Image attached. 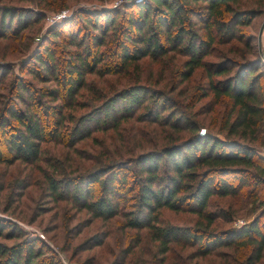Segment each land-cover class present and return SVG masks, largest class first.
Masks as SVG:
<instances>
[{"label":"trees","instance_id":"16d2710c","mask_svg":"<svg viewBox=\"0 0 264 264\" xmlns=\"http://www.w3.org/2000/svg\"><path fill=\"white\" fill-rule=\"evenodd\" d=\"M241 1L148 0L132 4V11L123 13L117 9L80 12L79 17L91 32L84 31L80 37L71 35L68 44L74 48L67 50L70 54L65 59L57 60L50 44L44 47L41 44L42 49L34 56L38 68L30 72L36 77L42 72L49 80L59 77L61 90L43 93L39 90L38 96L53 97L64 103L57 102L43 110L44 106L35 103L23 80L13 81L12 98L0 109V162L36 161L43 142L59 139L73 145L94 131L117 129L134 117L175 130L187 128L192 134L181 142L141 152L134 160L116 161L93 173L90 183H97V189L74 180L64 185L52 180L51 188L60 197L67 191L94 218H107L119 213L124 195L119 192L131 179L138 206L134 212H125L124 225L147 228L163 253L172 241L197 245L200 255L210 254L217 246L242 243L244 247L255 246L259 260L264 234L259 230L258 220L220 234L208 229L216 219L215 213L207 211L213 196L233 197L251 180L264 182V157L255 148L257 142L264 145V58L258 48V33L244 32L245 27L264 15V0L254 1L257 4L254 8H242ZM41 15L26 8H1L0 32L10 36L20 27H26L24 20L25 23L32 18L38 21ZM58 36L55 30L48 38L56 41ZM233 40L243 45L241 53L234 48L239 59L216 54L217 44ZM172 51L186 57L177 70L182 80H189L199 68L203 70L204 82L195 88L193 102L187 108L193 109L210 95L214 105L223 99L229 102L223 124L224 129H229L228 138L202 133L182 111L175 110V104L166 102L163 92L138 84L113 93L77 118L71 128H64V108L74 103V96L85 85L88 74H113L137 65L144 57L160 59ZM213 55L215 60L207 58ZM236 135L238 138L232 139ZM130 162L138 170L134 178L128 173L121 175ZM235 180L239 181L238 185L234 184ZM163 208L204 215L207 225L194 229L164 225L159 216ZM22 234L26 236L18 225L0 217V237L11 239ZM39 240L22 238L12 245L0 242V264H44Z\"/></svg>","mask_w":264,"mask_h":264},{"label":"rangeland","instance_id":"374dc122","mask_svg":"<svg viewBox=\"0 0 264 264\" xmlns=\"http://www.w3.org/2000/svg\"><path fill=\"white\" fill-rule=\"evenodd\" d=\"M144 1L148 0H0V9L26 8L42 14L38 21L32 18L25 23L24 20L26 27H20L10 36L0 32V109L5 107L7 99L12 98V83L17 79L23 80L35 103L38 101V106H44L43 110L51 104L63 102L55 101L53 97L38 96L39 90L41 93L61 90V80L59 77L55 80L45 79L42 72L39 77L30 73L38 68L34 62L36 52L50 44L57 60L59 57L65 59L70 54L67 50L74 48L68 44L71 35L80 37L84 31L86 34L91 32L79 17L80 12L101 13L117 9V12L123 13L125 10L132 11V4ZM254 1L243 0L241 6L254 8L257 6ZM59 14L64 16L49 21V17ZM118 17L120 19V15ZM263 24L264 15L254 20L250 27H245L244 32L247 35L258 33L259 36ZM55 30L59 35L56 41L48 38L50 32ZM216 48V54L238 59L239 52L234 48L239 49L240 53L244 51L243 45L234 40L217 44ZM230 48L233 51L229 52ZM207 58L216 59L214 55ZM185 59L183 54L172 51L160 59L144 57L137 65L113 74H88L85 85L74 96V103L68 109L64 108V128H71L77 118L95 109L113 93L138 84L163 92L166 102L175 104V110L182 111L188 120L199 126L202 133L228 138L229 129H224L223 125L229 109L227 100L214 105L210 95L196 103L193 109L186 107L192 104L193 92L204 82V78L203 70L199 68L189 80H182L177 70ZM209 108L213 110L209 112ZM191 134L187 128L175 130L166 125L138 121L134 117L124 121L117 129L94 131L73 145L59 139L43 142L40 158L36 161L0 162V217L8 218L26 233L25 237L23 234L11 239L0 237V242L12 245L22 238L40 239L39 250L44 252L41 259L44 264H264V249L262 257L257 260L256 247L252 244L245 247L242 243L217 246L210 254L200 255L197 245L172 241L168 251L163 253L159 242L152 238L147 228L124 225L125 212H134L138 206L137 193L132 191L135 184L131 179L119 192L124 193L119 213L107 218H94L69 197L67 191L60 197L51 188L52 180L62 185L74 180L97 189V183H90L93 173L116 161L134 160L133 157L141 152L161 149L175 141L181 142ZM231 137L238 138L237 135ZM255 148L264 157V145L257 142ZM137 171L136 165L130 162L125 165L121 175L128 173L134 178ZM233 182L239 184L238 180ZM207 211L216 214L214 223L208 228L215 234L233 227L241 228L255 220L259 221V230L264 234V182L251 180L233 197L213 196ZM159 216L164 225L193 229L201 224L203 228L207 225L204 215L188 210L163 208Z\"/></svg>","mask_w":264,"mask_h":264},{"label":"water","instance_id":"95a60500","mask_svg":"<svg viewBox=\"0 0 264 264\" xmlns=\"http://www.w3.org/2000/svg\"><path fill=\"white\" fill-rule=\"evenodd\" d=\"M264 24L261 26V29L259 31V36H258V46L259 49L262 51V32H263Z\"/></svg>","mask_w":264,"mask_h":264},{"label":"built area","instance_id":"2783aa9c","mask_svg":"<svg viewBox=\"0 0 264 264\" xmlns=\"http://www.w3.org/2000/svg\"><path fill=\"white\" fill-rule=\"evenodd\" d=\"M62 16H64V14L63 15L59 14L57 16L49 17L48 19H49V21H54V20L60 19Z\"/></svg>","mask_w":264,"mask_h":264},{"label":"crops","instance_id":"0c3cea01","mask_svg":"<svg viewBox=\"0 0 264 264\" xmlns=\"http://www.w3.org/2000/svg\"><path fill=\"white\" fill-rule=\"evenodd\" d=\"M262 53L264 55V28H263V32H262Z\"/></svg>","mask_w":264,"mask_h":264}]
</instances>
